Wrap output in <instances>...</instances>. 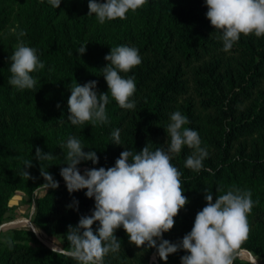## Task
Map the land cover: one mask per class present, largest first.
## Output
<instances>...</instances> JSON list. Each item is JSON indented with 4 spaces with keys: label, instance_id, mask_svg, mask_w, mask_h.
Here are the masks:
<instances>
[{
    "label": "trees",
    "instance_id": "trees-1",
    "mask_svg": "<svg viewBox=\"0 0 264 264\" xmlns=\"http://www.w3.org/2000/svg\"><path fill=\"white\" fill-rule=\"evenodd\" d=\"M87 1L61 0L60 6L53 8L44 0L45 6L39 15L28 22L22 41L36 49L39 60L45 65L30 74L37 81L32 89L17 90L8 83L11 76L8 58L16 48L6 47L0 54V156L12 155L16 144L37 133L48 128L53 131L49 139L37 138L32 156L27 158L32 161L27 171L34 179L22 175L23 165L21 171L4 177L0 183V225L7 201L16 189L25 190L31 196L45 182L40 175L41 167L59 186L34 199L33 222L49 235L62 234L63 247L68 249L67 226H75L82 215H91L94 198L85 196L86 189L69 193L60 175V169L67 166L65 159L57 164L50 160L38 161L35 159L36 148L47 153L52 144L55 147L63 145L72 136L85 146V152L95 151L99 158L96 164L82 161L77 167L105 169L114 166L125 149L139 152L147 145L151 151L166 150L170 142L166 129L173 112L179 111L187 117L190 123L184 125L185 128L197 132L199 129L195 104L191 100L178 104V97L188 91L189 75L200 105L208 111L207 122L213 130L207 140L212 151L203 160L201 171L184 166L193 151L186 145L171 159L173 166L181 172L183 194L196 207L182 216L187 224L185 234L191 230L196 213L207 203L205 189L213 195V202L216 195L226 194L233 186L250 190L254 202L248 214L250 233L241 249L264 257V132L259 133L264 129V36L241 34L231 50L225 52L219 39L221 32L206 18L204 0H147L143 7L132 12L131 21L119 18L106 21V25L116 30L117 38L105 42L100 39V34L86 36L89 18L77 11ZM61 12L70 15L71 20H59ZM84 44L86 51L81 55L77 52ZM120 45L138 49L142 60L131 71L119 73L124 78H134L136 91L130 100L135 101V108H120L109 94L108 123L72 125L67 120L70 88L76 83L83 85L95 80L97 94L107 92L102 69L109 62L104 57L111 48ZM56 75L61 77L57 83L61 95L55 100L52 111L30 110L21 116L19 112L9 110L43 96L48 81ZM116 129L120 130L122 145L112 143L111 133ZM257 132L256 139L238 142L235 146L239 139L252 137ZM3 166L0 161V174ZM73 200L78 204H73ZM70 204L73 206L67 207ZM179 215L180 211L174 217L173 228L163 233V239L175 230ZM97 227L98 222H94V233ZM11 231L10 238L14 241L11 249L4 241L0 242V264H76L71 258L57 255L50 247L42 245L32 230ZM114 235L121 247L128 240L122 227ZM32 240L38 245H32ZM143 249V257L135 260L128 257L125 249L110 252L104 257L103 264H148L151 254L157 258L151 264H181L180 257L187 254L180 249L169 254L167 261H162L155 248ZM234 264H249V261L237 257Z\"/></svg>",
    "mask_w": 264,
    "mask_h": 264
},
{
    "label": "clouds",
    "instance_id": "clouds-1",
    "mask_svg": "<svg viewBox=\"0 0 264 264\" xmlns=\"http://www.w3.org/2000/svg\"><path fill=\"white\" fill-rule=\"evenodd\" d=\"M47 2L53 8L61 4V0ZM146 3L147 0H104L102 3L88 0L87 15L95 14L98 23L104 24L117 18L126 19L129 11L135 12ZM204 3L207 6L206 18L215 30L221 32L219 39L223 42V51L231 50L241 34L264 36V0H204ZM15 34L18 44L8 58L11 62L8 83L17 90L32 89L37 81L30 74L45 65L39 60L36 49L26 46L20 39L26 33L20 31ZM85 51L84 44L77 53L82 55ZM104 59L109 62L102 69L107 92L98 95L95 80L83 85L76 83L70 88L67 120L72 125L108 123L106 105L109 94L120 108H135V101L130 100L136 91L134 78H124L119 73H127L141 64L138 49L120 45L111 48ZM170 121L166 129L170 137L166 150L158 148L151 151L147 145L139 152L125 149L114 166L85 169L84 175H81L77 165L82 161L96 164L99 159L96 152L83 151L80 140L72 136L59 146L67 149L64 156L67 166L60 169L67 191L72 193L86 189L85 196L94 198V210L90 216H80L75 226H67L66 239L70 247L53 246V253L67 256L76 264H103L106 255L120 250L121 243L114 233L122 227L131 244L137 248H155L162 261H167L169 254L182 249L187 254L180 257L181 264H234L250 233L248 214L254 203L250 190L233 186L226 194L216 195L213 202V195L205 189L207 203L196 213L191 230L176 243L162 238L163 233L173 228L174 217L188 203L183 194L181 172L171 163L172 156L178 155L186 145L193 151L184 166L199 172L208 155L206 149L200 146L198 132L184 127L190 123L186 116L175 111L170 115ZM111 138L112 143L122 145L119 129L111 133ZM53 157L51 152L36 148V160H51ZM23 163L22 175L34 179L27 171L32 161L25 160ZM40 175L45 181L40 186L46 193L47 189L59 186L53 176L41 167ZM73 204H78V201L73 200ZM94 222H98L95 233L92 229ZM29 227L33 232L39 231L35 226ZM4 243L11 249L14 241L6 237ZM247 259L249 264H257V256L252 253H248Z\"/></svg>",
    "mask_w": 264,
    "mask_h": 264
},
{
    "label": "rangeland",
    "instance_id": "rangeland-1",
    "mask_svg": "<svg viewBox=\"0 0 264 264\" xmlns=\"http://www.w3.org/2000/svg\"><path fill=\"white\" fill-rule=\"evenodd\" d=\"M45 6L44 3H41L40 0H0V54L2 50L6 47H17L18 39L15 33H19L20 31H24L27 27L28 22L37 17L40 11ZM132 12L129 11L126 16L127 20H132ZM88 13V1L87 3L78 9L77 14L86 15L89 18L87 24L86 36L88 37H96L97 34H100V39H103L105 42L114 41L117 38V33L114 28L111 26L104 24H100L97 21L95 14L87 15ZM59 20L70 21L71 16L61 12L59 14ZM22 40V37H20ZM94 57V54H93ZM59 75H56L54 78L48 81V84L45 87V94L34 101H30L27 103L17 104L14 107H10V111L15 110L19 112L21 116H24L30 110H39V111H52V107L54 105L55 100L61 95V90L57 83L61 80ZM188 84L189 88L187 93L180 95L178 97V104L185 102L186 100H191L195 104V111L198 115V124H199V137L201 140V147L206 149L207 153L211 152L212 149L210 144L208 143V135L212 132V126L207 122V114L208 111L203 109L199 103V96L195 91V87L192 83L191 77L188 75ZM264 129L259 132L263 133ZM53 131L51 129H47L44 132L37 133L34 137L29 138L28 140H23L20 143L14 146V152L10 156H0V161L4 163L3 171L0 174V183L2 182L4 177H8L10 174H16L21 171L24 165V161L27 158L32 156V149L37 144L38 137H45L49 139L52 136ZM257 132L252 137L241 138L235 142V146L238 142L242 141H251L252 139H256L259 135ZM61 146V145H59ZM59 146L51 145L49 152H51L54 157L50 161L54 164L62 162L64 160V156L66 155L67 149H61ZM85 147V146H84ZM85 148H83V151ZM81 175H84L85 169H91L88 166H79L78 167ZM44 183V182H43ZM42 183V184H43ZM59 184V183H58ZM51 189V188H49ZM47 189L46 191H48ZM46 192L44 189L39 186L33 194L30 196L25 190L16 189L13 194L9 197L7 201L6 211L4 213V219L0 226L4 227V230L0 231V242H3L6 237H10L12 235V229H21V230H32L31 226H35L39 231L35 232L37 237L40 240L42 245L52 248L53 246H57L60 248L63 247V235L62 234H54L49 235L45 231L39 229L33 222L35 215V198L37 196L44 195ZM188 201L184 208L180 210L179 219H177L176 227L173 232L168 234L167 240L170 242L176 243L180 241L184 234L186 233V220L182 217L186 214L187 210L192 211L194 206H192ZM28 222V223H26ZM11 224L17 225L14 228H10ZM45 242V243H44ZM31 244L37 246L38 244L32 240ZM125 249L128 252V257L131 260H135L137 258L143 257L144 249L143 247L137 248L134 244H131L129 240L120 248ZM248 250L241 249L239 259H243L248 261ZM249 253H252L248 251ZM253 254V253H252ZM255 255V254H253ZM257 256V264H264V257L259 255ZM156 255L151 254L148 259V264L152 262H156Z\"/></svg>",
    "mask_w": 264,
    "mask_h": 264
},
{
    "label": "water",
    "instance_id": "water-1",
    "mask_svg": "<svg viewBox=\"0 0 264 264\" xmlns=\"http://www.w3.org/2000/svg\"><path fill=\"white\" fill-rule=\"evenodd\" d=\"M9 227H10V228H14V227H16V225H10ZM1 230H4V227H3V226H0V231H1ZM44 243H45V242H44ZM45 245H48V244L45 243ZM246 252L249 253L248 251H246ZM238 257L241 258L240 255H239Z\"/></svg>",
    "mask_w": 264,
    "mask_h": 264
},
{
    "label": "bare ground",
    "instance_id": "bare-ground-1",
    "mask_svg": "<svg viewBox=\"0 0 264 264\" xmlns=\"http://www.w3.org/2000/svg\"><path fill=\"white\" fill-rule=\"evenodd\" d=\"M11 225H15V224H11ZM17 226V225H16Z\"/></svg>",
    "mask_w": 264,
    "mask_h": 264
}]
</instances>
